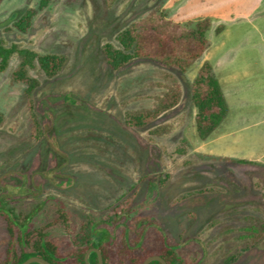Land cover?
I'll list each match as a JSON object with an SVG mask.
<instances>
[{
    "label": "rangeland",
    "instance_id": "374dc122",
    "mask_svg": "<svg viewBox=\"0 0 264 264\" xmlns=\"http://www.w3.org/2000/svg\"><path fill=\"white\" fill-rule=\"evenodd\" d=\"M0 0V202L26 228L57 210L108 236L149 214L191 264H264V0ZM159 8L176 22L210 18L209 46L185 73L141 61L121 70L103 50ZM35 10L24 32L15 18ZM62 55L54 77L38 56ZM27 60L34 88L13 76ZM205 62L228 115L199 137L191 84ZM177 92V97L175 96ZM153 114L140 128L130 117ZM213 157H222L217 160ZM134 197L124 216L113 209ZM5 225L0 223V253ZM58 231L56 233H62Z\"/></svg>",
    "mask_w": 264,
    "mask_h": 264
},
{
    "label": "trees",
    "instance_id": "16d2710c",
    "mask_svg": "<svg viewBox=\"0 0 264 264\" xmlns=\"http://www.w3.org/2000/svg\"><path fill=\"white\" fill-rule=\"evenodd\" d=\"M50 0H42L41 8ZM112 6L117 0H105ZM36 15L35 10H27L15 18L14 27L24 32ZM212 27L210 18L191 23L176 22L167 12L159 8L144 19L135 23L124 32L117 50L106 47L103 50L105 60L113 70L141 61L179 71L187 70L199 60L209 46L207 33ZM10 54L0 40V71L7 69ZM62 55L38 56L41 69L49 77H54L65 64ZM27 60L15 72L13 80L28 86L26 93L34 88L35 80L27 74ZM176 97H177V92ZM192 103L196 109L195 122L200 138L210 136L228 115V104L213 66L205 62L191 84ZM154 120L153 114L132 116L127 121L130 128H140ZM3 115L0 113V124ZM221 160L222 157H213ZM134 204V197L125 200L113 209V219L127 214ZM28 216L20 219L13 208L0 202V223L5 225L4 241L0 253V264H21L36 256L48 260L51 264H86L85 254L90 248L101 250L104 264H143L151 256L162 257L167 264H191L178 245L169 240L149 214H137L128 221V231L119 236H108L111 231L108 224L98 231L94 221L82 220L70 229L73 219L66 210H57L47 217L46 222L27 229ZM63 231L62 233H56ZM90 264H98V256L91 253ZM231 258L223 264H234ZM39 264V263H31ZM150 264H161L153 261Z\"/></svg>",
    "mask_w": 264,
    "mask_h": 264
},
{
    "label": "water",
    "instance_id": "95a60500",
    "mask_svg": "<svg viewBox=\"0 0 264 264\" xmlns=\"http://www.w3.org/2000/svg\"><path fill=\"white\" fill-rule=\"evenodd\" d=\"M91 253L97 254L98 264H104L101 250L97 249V248H90L89 250H87V252L85 254V263L86 264H90L89 257L91 255ZM153 261H159L161 264H167V262L160 256H151V257L147 258L143 264H150ZM31 263L51 264L48 260L41 258V257H36V256L28 258L27 260H25L21 264H31Z\"/></svg>",
    "mask_w": 264,
    "mask_h": 264
}]
</instances>
